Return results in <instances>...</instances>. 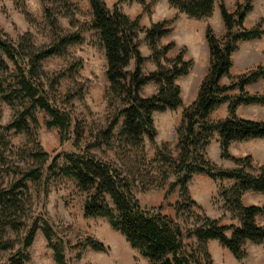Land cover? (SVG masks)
<instances>
[{"label":"trees","instance_id":"trees-1","mask_svg":"<svg viewBox=\"0 0 264 264\" xmlns=\"http://www.w3.org/2000/svg\"><path fill=\"white\" fill-rule=\"evenodd\" d=\"M40 1L45 5L44 15L51 34L47 45L35 46L27 33L13 41L0 31V105L4 103L14 112L7 124H0V174L13 172L7 185H0V256L6 254L0 264H26L29 261L27 249L39 229L54 252V260L65 264L62 247L52 241L51 224L46 220L40 223L37 217L31 218L30 223L25 222L32 201L28 182H47V178L72 180L76 188L86 194L83 217L105 218L110 227L147 260V264H212L207 247L209 240H218L236 259L242 260L246 257V242L264 243V225L255 220L257 215L264 213V207L245 205L242 201L248 192L264 194V165L256 174L252 173L251 155L238 158L230 153L235 142L264 139V119L243 118L237 113L242 105H264V92L246 91L248 85L264 79V62L237 76L230 73L231 56L237 49V42L259 39L263 34L260 23L248 29L243 26L246 14L252 9L251 0L238 3L233 13L220 4L225 34L220 41L209 26L206 28L209 66L195 99L183 108L176 128L178 155L173 157L167 144L163 143L151 160L146 158L145 139L153 143L156 135L152 114L175 110L182 105L181 89L176 80L188 74L192 65V61L184 59L185 49L173 58L165 57L174 43L160 48L155 46L157 39L170 32L166 25L171 20L156 22L145 30V38L152 49L150 58L156 68L144 73L142 66L147 58L139 50V19H131L123 13L118 3L135 2L146 10V0H119L111 8L104 0H87L91 16L88 24L68 32L61 28L57 17L72 18L71 13L52 9L55 4L63 9L67 0ZM15 2L20 4L21 0ZM166 2L189 18L201 20L212 15L217 0ZM25 15L29 18L26 12ZM72 22L71 19L70 24ZM85 30L96 32L103 50L108 81L106 94L114 109L105 126L90 131V140L84 137L82 123L71 112L57 106L52 95L56 81L45 76L42 66L43 60L62 57L69 46L81 44ZM160 57L164 59L163 63L159 61ZM132 60L133 68L128 70ZM223 78L228 83H223ZM148 83H154L156 90L149 96H142L141 89ZM233 90L238 94L232 95ZM66 98L70 100L72 96L66 95ZM225 103L226 115L212 118ZM37 111L46 116L44 124L47 128L59 129L60 141L69 143L72 150L63 154L61 163L53 158L44 171L41 164L22 168L12 162L10 169H3L9 162L5 153L10 150L11 130L17 134L24 132L34 145V150L25 152L28 157L46 162L48 154L37 144L34 133ZM215 135L220 159L232 162L234 167L222 168L206 157V148ZM93 150L99 151L102 157ZM153 162L167 167L174 175L166 194L179 186L182 197L191 205H197L188 197L187 191L193 175L233 181L229 186L221 187L218 198L235 223L223 225L218 219L197 217L188 229L196 241L193 245L188 244L181 226L174 219L159 211L142 208L134 194L135 188L145 191L164 181L162 179L158 184L151 177ZM184 204L178 202L176 207L190 208V204ZM22 227V236L13 238L11 233H18ZM226 231H230L229 235ZM84 242L95 251L106 249L92 237Z\"/></svg>","mask_w":264,"mask_h":264},{"label":"rangeland","instance_id":"rangeland-1","mask_svg":"<svg viewBox=\"0 0 264 264\" xmlns=\"http://www.w3.org/2000/svg\"><path fill=\"white\" fill-rule=\"evenodd\" d=\"M111 8L119 0H104ZM245 0H217L212 15L209 18L196 20L180 13L170 7L164 0H146L147 9L142 5L132 2L118 3L120 10L131 19L138 18L140 31L138 32L139 50L147 58L142 70L148 73L156 68L151 59L152 49L145 38V30L152 24L170 19L166 28L170 32L157 39L155 46L160 48L168 43L174 46L166 53L165 57L173 58L181 49H185L184 59L192 61L191 68L185 76H181L176 83L181 89L182 105L175 110L153 112V124L156 135L153 143L145 139L146 158L151 160L155 156L157 148H162L166 143L172 156L176 157L177 136L176 128L181 121L183 108L188 106L196 97L198 86L206 74L209 66V54L205 31L209 26L220 41L225 34L224 24L220 15V4L223 3L228 12L233 13L238 3ZM252 9L246 14L243 22L245 28H252L260 23L263 34L259 39L239 41L237 49L232 53V67L230 73L233 76L240 75L255 68L264 62V0H251ZM48 5V4H46ZM45 5L40 0H21L17 4L15 0H0V31L6 33L13 41L23 34H29L35 46L47 45L51 40L50 29L44 15ZM51 7V5H50ZM55 12L71 13L72 18L57 17L58 23L64 31H74L77 27L87 25L90 16V7L87 0H67L65 7L55 4L52 6ZM29 18L25 15V12ZM72 23L70 24V20ZM84 41L81 44L71 45L67 53L60 57H50L42 61L45 76L55 80L56 84L52 95L56 99L57 106L71 112L72 116L82 123L84 137L90 140V131L96 127L106 125L107 119L113 114V106L106 94L108 81L105 76L106 61L100 46L97 34L94 30H85L82 33ZM164 62L163 58H159ZM133 60L127 67L133 68ZM60 75V76H59ZM223 83H228L226 78ZM156 90L154 83H148L141 89L142 96H149ZM249 93H263L264 79L248 85ZM238 94L237 90L231 92ZM66 95L72 96L70 100ZM227 104L221 105L213 114L217 119L226 115ZM240 117L255 120L264 119V105H242L237 109ZM37 125L34 128L36 142L48 156L46 162L33 160L25 154L35 147L29 142L24 132L13 133L10 131V150L5 154L9 161L3 169H10V162L22 168L30 164H41L44 171L53 158L58 163L62 162L63 154L72 148L67 142L60 141V131L56 127L47 128L44 124L46 116L42 111L36 112ZM14 117V112L6 104L0 105V124H7ZM83 143V142H81ZM98 153L101 157L102 154ZM163 151V149H162ZM230 153L238 158L246 155L252 157V173H257L260 166L264 165V139H251L235 142L230 147ZM25 155V157L23 156ZM206 157L222 168H232L235 165L219 157V144L215 135L206 148ZM151 177L160 185L140 191L135 188L134 194L142 208L151 211H159L174 219L182 228L185 240L188 244L195 243V237L189 230L197 217L207 216L218 219L220 224L226 225L235 221L230 219L228 212L222 208L218 198L221 187L229 186L233 181L211 179L203 174H195L187 184L188 197L197 205H191L182 197L179 186L169 191L168 186L174 179L172 172L160 163L153 162ZM45 177V172L42 173ZM13 172L0 174V185L6 186L11 180ZM32 201L30 212L25 217V222L30 223L31 218H39V222L48 221L53 228L52 241L58 243L64 254L65 264H147V260L133 249L125 238L113 230L108 221L101 217L85 218L82 215V205L86 194L79 191L75 183L69 179L52 180L47 182H28ZM243 204L264 207V194L248 192L243 196ZM185 203L190 208H178L176 203ZM259 225H264V213L255 218ZM230 231H226L229 235ZM23 227L18 233H11L13 238H20ZM92 237L103 243L104 251H95L85 245V239ZM212 264H264V243L255 244L246 242L244 249L246 257L236 259L226 247L218 240L207 242ZM29 261L26 264H58L53 257V250L47 245V241L39 229L32 245L27 249ZM6 254H1L0 262L4 261Z\"/></svg>","mask_w":264,"mask_h":264},{"label":"crops","instance_id":"crops-1","mask_svg":"<svg viewBox=\"0 0 264 264\" xmlns=\"http://www.w3.org/2000/svg\"><path fill=\"white\" fill-rule=\"evenodd\" d=\"M164 1H166V0H164Z\"/></svg>","mask_w":264,"mask_h":264}]
</instances>
